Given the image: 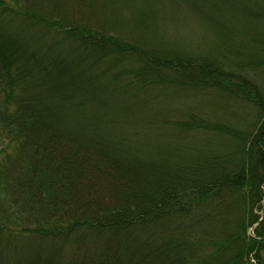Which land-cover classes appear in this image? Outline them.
<instances>
[{
    "label": "trees",
    "instance_id": "16d2710c",
    "mask_svg": "<svg viewBox=\"0 0 264 264\" xmlns=\"http://www.w3.org/2000/svg\"><path fill=\"white\" fill-rule=\"evenodd\" d=\"M69 2L0 0V260L264 264V103L246 74L264 64V0ZM183 10L212 36L202 58L121 24ZM120 79L151 92L101 83ZM201 87L257 120L183 107L195 92L176 91Z\"/></svg>",
    "mask_w": 264,
    "mask_h": 264
},
{
    "label": "rangeland",
    "instance_id": "374dc122",
    "mask_svg": "<svg viewBox=\"0 0 264 264\" xmlns=\"http://www.w3.org/2000/svg\"><path fill=\"white\" fill-rule=\"evenodd\" d=\"M66 3L69 9L71 6L69 0H66ZM96 5L98 6L99 4L97 3ZM103 5L105 7H103ZM99 8L108 10L109 7H107V5L103 2L102 7L100 6ZM78 10L79 12L87 11V9L83 5L78 7ZM261 10H264V7ZM93 11L96 12L95 7L93 8ZM93 11L92 13L94 14ZM254 11L256 12L257 10ZM183 12L184 14L181 11H178L170 18L167 16V18H165V20L163 21L162 18H160V16H156V18H154L155 20L153 19L155 23H152L150 21L149 24H147L146 22V25L136 24V20L132 17L125 18L121 24L127 25L126 31L128 35L130 34V37H135L143 33L146 37L152 38L160 44H166V47H168L169 44L175 45L179 41L181 45L189 44L191 46L190 47L191 50L193 52L198 53L197 55L200 56V58H202L200 53L203 52V50L205 49L204 47L207 45L208 47H211L213 45L212 43L210 44L202 43V39L203 38L212 39V36H210V33L205 29L206 27L198 24L197 22H194V20L191 18V15H189L187 11L183 10ZM234 14L236 19L240 21V19H242L241 16H243L244 12L243 10H241L240 14H236L235 12ZM96 15H100V14H96ZM135 15L136 14H134V16ZM245 21L247 23L245 24V26H247L248 28L253 27V22L250 19H245ZM152 31H154L155 33L153 34ZM219 54L224 55L222 51H220ZM224 58H226V56H224ZM246 70H247L246 72L247 76L254 81V84L256 86V91L260 93V97H261L260 100L262 101V103H264V64L258 65V67L253 65L251 67L250 72H248V69ZM122 81L123 79H120L118 82L109 81L108 83V81H103L101 83L103 85H108V88L110 87L109 92H151L149 91V88L142 90L139 89L133 90L132 86L131 87L128 86L123 90H119L117 88L119 87V83ZM176 92H195V94H192L194 95L193 97L192 95L190 96L189 94L186 99H183L182 102L183 107L189 106L188 103L193 104L195 100H197L196 105H193V107H197V109L201 107L208 116H211L216 119L226 120L229 123L241 129H243L246 126V124L250 123L251 121L255 123L258 117L257 107L255 108V106H252L246 102L240 103L239 101L233 99H220L218 98L219 94L215 92H223V91L219 89H215L213 87L193 88L191 90L176 91ZM201 92L202 93L209 92V93H205L204 96ZM186 102L188 103L186 104ZM262 202H264V199L262 200ZM258 213L262 215L263 210H260ZM248 232L249 234L252 235L254 234V230L252 228H250ZM39 244L42 245V247H44L46 244L48 247L51 243L49 240L44 241L40 239ZM58 246L59 248L63 249V251L60 254H73L74 252H76L75 245L73 244L72 241L68 243L59 241ZM21 250L22 247H18V250L14 254H16L17 257L18 256L24 257L25 256L24 252ZM261 254L264 257V247L261 250ZM0 264H6V261L3 263V260L1 259Z\"/></svg>",
    "mask_w": 264,
    "mask_h": 264
}]
</instances>
